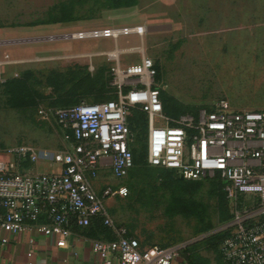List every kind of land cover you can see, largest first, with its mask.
Instances as JSON below:
<instances>
[{
  "label": "rangeland",
  "instance_id": "obj_1",
  "mask_svg": "<svg viewBox=\"0 0 264 264\" xmlns=\"http://www.w3.org/2000/svg\"><path fill=\"white\" fill-rule=\"evenodd\" d=\"M72 1L70 8L79 18L49 21L47 30L32 27L36 19L61 16L63 3ZM168 1L164 9L143 0L142 8L116 13L107 11L102 0H0V41L27 39L0 42V58L8 53L15 59L3 65L6 79L0 80V140H25L39 152L60 148L61 126L54 118L40 116L38 108L114 97L115 57L128 63L143 54L152 56L170 111L210 107L222 96L236 107L264 108V0H183L181 9L172 8L175 0ZM214 1L218 6L225 2L224 8L208 5ZM136 23L146 24V31L88 39L67 35L85 27ZM109 51L119 53L110 57ZM131 113L145 119L139 108ZM133 144L135 165L126 176H113L107 166L98 178L99 184L129 186L128 195L107 199L115 224H124L144 243H196L194 252L205 264H226L219 244L207 240L233 208L217 176L168 180L165 168L148 164L145 135ZM31 165L34 170L49 167L43 158ZM196 202L212 222L207 229L195 213ZM105 228L114 235L112 226ZM179 258L186 262L181 253Z\"/></svg>",
  "mask_w": 264,
  "mask_h": 264
},
{
  "label": "built area",
  "instance_id": "obj_2",
  "mask_svg": "<svg viewBox=\"0 0 264 264\" xmlns=\"http://www.w3.org/2000/svg\"><path fill=\"white\" fill-rule=\"evenodd\" d=\"M146 28L144 23L93 26L67 35L118 37L142 34ZM14 60L8 53L0 58V80L6 79L3 65ZM111 72L114 97L38 108L40 116L61 126L60 148L39 152L25 140H0V227L55 234L56 243L65 245L73 224L83 228L100 219L114 229L112 237L91 241L101 264H174L182 243H144L124 224H115L107 199L128 195L129 186L98 183L103 165H110L117 178L133 167L134 131L128 116L137 106L146 112L150 164L173 168L181 177L219 175L224 180L233 203L230 217L218 227L225 233L220 248L226 264H264V108L236 107L222 96L210 107L171 114L164 108L152 56L128 63L115 57ZM42 158L54 166L34 170L31 164ZM33 253L28 251L29 264Z\"/></svg>",
  "mask_w": 264,
  "mask_h": 264
},
{
  "label": "crops",
  "instance_id": "obj_3",
  "mask_svg": "<svg viewBox=\"0 0 264 264\" xmlns=\"http://www.w3.org/2000/svg\"><path fill=\"white\" fill-rule=\"evenodd\" d=\"M154 5L152 8L161 9L168 8L170 6L168 0H150ZM177 1V2H176ZM179 1V2H178ZM183 0H175L172 4V8L176 7L181 9ZM143 0H139L138 3L133 5L119 6V7H107V11H115L116 13H126L133 12L136 8H142L145 4L142 3ZM224 4L217 5V2L208 3L210 7H217L219 10L224 8ZM67 26L74 25L72 21H65ZM45 25L47 22L34 23L32 27H36V31L47 30ZM71 31V30H70ZM41 34V33H38ZM28 37V36H27ZM24 37V38H27ZM34 40L38 38L34 37ZM22 41H27V39H21ZM17 41L15 38L3 37L1 38L2 44H10ZM32 40V39H28ZM53 164H49L43 170H47L53 167ZM107 166L103 165L101 171H103ZM100 171V172H101ZM101 174V173H100ZM73 231L66 237L65 245H58L56 243L57 236L55 234H45L42 232H30L29 230H19V231H7L3 227H0V264H29L28 251L33 250L32 264H101V259L93 251L91 247V241L93 238H109L113 235L110 234L109 230H106L102 226L100 220H96L93 224L87 227H79L75 224L72 225ZM34 236V241H30V236ZM7 236L6 241L3 237ZM176 264H187L180 258L177 259Z\"/></svg>",
  "mask_w": 264,
  "mask_h": 264
},
{
  "label": "trees",
  "instance_id": "obj_4",
  "mask_svg": "<svg viewBox=\"0 0 264 264\" xmlns=\"http://www.w3.org/2000/svg\"><path fill=\"white\" fill-rule=\"evenodd\" d=\"M96 1H100V0H96ZM138 2H139V0H102V4L105 7H119V6L133 5V4H136ZM63 4L64 5L61 7V9L63 10V14L61 16L55 17V18H50V19H47V20H45V19H36L34 21H31L30 23L34 24V23H42V22H49V21L71 20V19L79 18L81 16V15L73 14L72 9L70 8V7H73V5H74L73 1L71 2V4L70 3L69 4L63 3ZM11 78H14V77H11ZM161 97H162V92H161ZM162 100H163V97H162ZM163 103H164L165 110L168 113H171V114H179L181 112H188V111L195 112L196 110H198V109H195V110H188V111H181V112H173V111H170L166 107V104H165L164 101H163ZM134 108H139V107L135 106V107L132 108V110ZM139 109H140L141 112L144 113L145 119H142L140 116H138L136 114H133V113H130L129 116H128L130 124H131V127H132V129L134 131V139L132 140L131 144H133L135 141H137V138L140 135L144 134L145 137H146V132H147L146 112L143 111L141 108H139ZM132 110H131V112H132ZM145 149H146V156H147V147H145ZM148 164H150V163L148 162ZM134 165H135V160H134ZM134 165H133V167H134ZM150 165L151 166H158L160 168H165L166 169L165 175H166L168 180L172 179L173 181L179 182V181H182L183 179H189V180L192 179V178H186V177L179 176L173 168H168V167H163V166L153 165V164H150ZM216 176L218 178V181H220V183L222 185V188H223L224 180L219 175H216ZM203 207L204 206L200 202L194 203L195 213H196L198 219L201 222L205 223L204 228L207 229V228H209L211 226L212 222L210 220H207V215H206ZM230 215H231V213L228 216L224 215L223 221L228 219L230 217ZM96 220H100V219H96ZM101 223H102V226L105 227V224H103L102 221H101ZM224 234L225 233H224L223 230H216V231L211 232L208 235V238H207V240H208V242L210 244H212L214 246H217L219 244V250H220L221 254H222V252H221L220 244H221V241L223 239ZM162 244H165V243H162ZM195 245H196V243H193V242H191L189 244H186V245H183L182 248H181L180 253L186 259V263L187 264H205L201 260L199 254L194 252V250H195L194 246Z\"/></svg>",
  "mask_w": 264,
  "mask_h": 264
},
{
  "label": "bare ground",
  "instance_id": "obj_5",
  "mask_svg": "<svg viewBox=\"0 0 264 264\" xmlns=\"http://www.w3.org/2000/svg\"><path fill=\"white\" fill-rule=\"evenodd\" d=\"M110 52H114L115 54H118L119 53L118 51H110Z\"/></svg>",
  "mask_w": 264,
  "mask_h": 264
}]
</instances>
